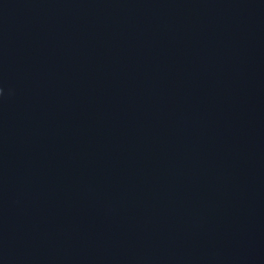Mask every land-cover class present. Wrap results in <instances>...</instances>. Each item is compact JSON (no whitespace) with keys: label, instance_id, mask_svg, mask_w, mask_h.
Listing matches in <instances>:
<instances>
[{"label":"water","instance_id":"95a60500","mask_svg":"<svg viewBox=\"0 0 264 264\" xmlns=\"http://www.w3.org/2000/svg\"><path fill=\"white\" fill-rule=\"evenodd\" d=\"M0 264H264V0H0Z\"/></svg>","mask_w":264,"mask_h":264}]
</instances>
